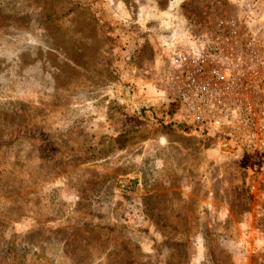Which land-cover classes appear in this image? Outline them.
<instances>
[{
	"label": "rangeland",
	"instance_id": "rangeland-1",
	"mask_svg": "<svg viewBox=\"0 0 264 264\" xmlns=\"http://www.w3.org/2000/svg\"><path fill=\"white\" fill-rule=\"evenodd\" d=\"M264 0H0V264H264V157L182 130L160 73Z\"/></svg>",
	"mask_w": 264,
	"mask_h": 264
},
{
	"label": "built area",
	"instance_id": "built-area-1",
	"mask_svg": "<svg viewBox=\"0 0 264 264\" xmlns=\"http://www.w3.org/2000/svg\"><path fill=\"white\" fill-rule=\"evenodd\" d=\"M219 26L171 52L156 86L159 100L177 103L189 125L264 157V49L239 21Z\"/></svg>",
	"mask_w": 264,
	"mask_h": 264
},
{
	"label": "trees",
	"instance_id": "trees-1",
	"mask_svg": "<svg viewBox=\"0 0 264 264\" xmlns=\"http://www.w3.org/2000/svg\"><path fill=\"white\" fill-rule=\"evenodd\" d=\"M166 114L168 115V116H172V115H174V113H175V111L177 112V110H178V105H177V103H174V102H167L166 103ZM173 124H175L177 127H179L180 129H182V130H188V129H199L198 127H196V126H192V125H189L188 123H187V121H185V119L182 117V116H180V115H178L177 116V118L174 120V123Z\"/></svg>",
	"mask_w": 264,
	"mask_h": 264
}]
</instances>
